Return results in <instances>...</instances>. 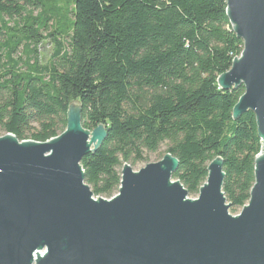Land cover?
I'll use <instances>...</instances> for the list:
<instances>
[{
  "label": "trees",
  "instance_id": "1",
  "mask_svg": "<svg viewBox=\"0 0 264 264\" xmlns=\"http://www.w3.org/2000/svg\"><path fill=\"white\" fill-rule=\"evenodd\" d=\"M69 2L59 10L54 0H0V135L54 138L76 101L82 126L106 133L80 161L94 197L111 198L123 165L166 142L178 161L171 178L189 195L219 158L229 212L242 208L261 140L252 111L232 116L243 86L218 84L243 49L226 0ZM46 39L54 50L42 63Z\"/></svg>",
  "mask_w": 264,
  "mask_h": 264
},
{
  "label": "water",
  "instance_id": "2",
  "mask_svg": "<svg viewBox=\"0 0 264 264\" xmlns=\"http://www.w3.org/2000/svg\"><path fill=\"white\" fill-rule=\"evenodd\" d=\"M226 5L243 49L218 84L243 86L232 116L252 111L261 140L240 212H229L219 158L194 199L169 153L137 171L125 163L116 195L93 197L80 161L106 133L85 129L74 101L54 138L0 136V264H264V0Z\"/></svg>",
  "mask_w": 264,
  "mask_h": 264
},
{
  "label": "rangeland",
  "instance_id": "3",
  "mask_svg": "<svg viewBox=\"0 0 264 264\" xmlns=\"http://www.w3.org/2000/svg\"><path fill=\"white\" fill-rule=\"evenodd\" d=\"M54 4L59 8V10H68V8L71 6L69 0H54ZM36 13H37V11L34 12V14H36ZM11 24H12V22H10V25ZM53 50H54V43L50 39L44 40L38 47V52L40 55V61L42 63L48 62L51 54L53 53ZM18 51H20V48L18 49ZM18 54H19L18 52L14 53L13 56L16 57V56H18ZM90 131H92V130H90ZM0 136H2V135H0ZM166 147H167V143L166 142L162 143L156 152L149 153L145 160L139 161L136 164H134L132 166V169L134 171H137L138 169H140L141 167H143L145 164H147L149 162L159 161L166 154L165 153ZM114 195H116V194H114ZM188 197L190 199H194L197 197V194L196 195H189L188 194ZM105 199H108V198H105ZM240 210H241V208L236 209L235 213L232 215L238 214L240 212Z\"/></svg>",
  "mask_w": 264,
  "mask_h": 264
}]
</instances>
